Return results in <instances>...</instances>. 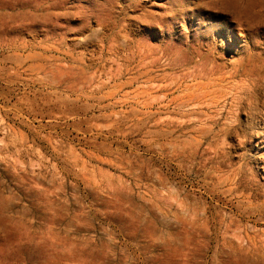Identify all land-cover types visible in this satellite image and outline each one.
<instances>
[{"label": "rangeland", "instance_id": "rangeland-1", "mask_svg": "<svg viewBox=\"0 0 264 264\" xmlns=\"http://www.w3.org/2000/svg\"><path fill=\"white\" fill-rule=\"evenodd\" d=\"M0 264H264V0H0Z\"/></svg>", "mask_w": 264, "mask_h": 264}]
</instances>
